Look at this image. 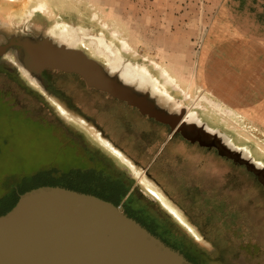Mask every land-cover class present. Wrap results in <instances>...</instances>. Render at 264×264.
Instances as JSON below:
<instances>
[{"label":"rangeland","instance_id":"obj_1","mask_svg":"<svg viewBox=\"0 0 264 264\" xmlns=\"http://www.w3.org/2000/svg\"><path fill=\"white\" fill-rule=\"evenodd\" d=\"M46 1L49 10L40 12L33 10L38 0H0V50L11 40H39L46 36L55 40L50 33L52 30L55 35L74 30L78 35L75 44L88 55H95L94 45L86 36H102L123 57L124 61H112V67L118 69L115 72L126 73L127 79L132 80L129 84L136 85L137 91L147 95L158 111L173 118L172 120L183 115L185 123L191 127L185 123L180 124L189 137L198 132L196 127L199 125H203L204 130L207 129L205 132L209 136L201 133L206 142L214 140L213 134H219V141L225 145L217 142L220 151L232 155L236 148L230 137L210 125L220 126L233 136V142L240 147L242 156L237 157L238 160L242 163L251 161V164L248 163L249 168L261 173L260 178L264 182V134L260 130L249 128L244 122L234 121L229 114H219L213 106L201 99L206 94L199 88H195L194 92L186 91L187 96L179 89L171 90L172 86L164 83L155 66L156 62L166 66L170 61L179 59V56H186L188 52L192 54V60L210 19L201 15L199 9H209L211 0ZM122 38L130 42V50L123 49ZM13 48L20 46L14 44ZM5 56L12 57L13 62L18 65L22 64L11 52ZM97 57L101 62H107L105 58ZM126 62L141 65L153 77L157 76L160 90L155 89L152 82L139 79ZM18 72L25 77L24 68L18 69ZM2 78L5 76H0V83L4 84ZM169 94L175 97L172 98ZM81 121L85 122L83 119ZM76 125L73 129H68L70 133L65 130V134L56 132L44 116L35 114L26 105L18 104L11 93L0 90V207L3 206L2 196L15 190L20 183L23 185L40 178L58 177L78 167L96 165L106 169L113 177L123 176L122 179L130 190H134V197L125 195L121 199V205L133 201L135 205L146 206L154 215L165 220L172 231L194 248L200 264H260L253 255L257 251L264 258V231L260 232L258 223L264 217V211L260 213L255 209H264V195L260 197L261 200L255 198V191H258L255 180L250 183L253 189V207L248 212L244 206L236 207L242 210L240 213H236L234 207L228 208L231 199L216 194L212 191L213 188L206 187L200 180H196L198 185L192 199L183 198L182 192L179 193L180 202L186 205L184 209L173 204L167 198L164 188H159L152 178L138 169L136 162L134 164L130 161L141 171V175L121 157V153L126 157L122 151L110 142V146L104 145L97 135V129L79 123ZM31 174L34 176H29ZM147 180L179 210L193 230L150 191L146 185ZM237 186H240L239 183ZM221 209L225 212L229 209L235 215L224 217L220 214ZM200 220L203 223L201 228L195 223ZM240 242H252V245L244 248L239 246ZM260 261L264 264V259Z\"/></svg>","mask_w":264,"mask_h":264},{"label":"flooded vegetation","instance_id":"obj_2","mask_svg":"<svg viewBox=\"0 0 264 264\" xmlns=\"http://www.w3.org/2000/svg\"><path fill=\"white\" fill-rule=\"evenodd\" d=\"M13 46L9 45L0 50V76H5L2 78L4 84L0 83V90L11 93L18 104L26 105L35 114L44 116L56 132L70 133L68 129H73L78 123L97 129L102 138L122 151L130 161L136 162V167L152 178L159 188H164L167 198L173 204L186 209V205L179 200V193L182 192L183 198L192 199L198 185L196 180L202 181L206 187L210 186L213 192L223 198L229 197L231 201L228 204L231 207L244 206L247 212L253 207V189L250 185L253 180L258 189L255 191V198L261 200L260 197H263L264 182L260 178L261 173L249 168L247 162H240L236 156L222 153L213 141L206 142L187 136L188 132L180 124L185 123L183 115L172 120L173 118L166 117L160 111L150 109L156 115L143 112L138 106L118 99L106 90L89 86L77 72L49 67L41 70L32 67L29 69L24 64L18 65L13 62L12 57H4L11 52L21 62L20 48L15 49ZM107 66L111 72L118 70L108 64ZM23 68L26 70L25 77L18 72V69ZM120 75L125 81H132L124 78L122 72ZM62 108L67 111L66 114ZM191 113L196 114L195 111ZM67 132L66 135L74 140ZM157 142H160V146L156 149ZM122 177L117 175L114 179L126 187L125 195L133 198L134 190H130ZM21 186L20 183L15 190ZM121 206L127 214L134 212L147 222L157 220L169 238L181 243L185 256L186 253L193 256L196 254L182 236L172 231L165 220L154 215L146 206H137L133 201ZM255 210L260 213L264 211L262 207ZM258 221L259 230L262 232L264 217ZM195 223L200 227L198 221ZM251 245L252 242L239 243L244 248ZM259 253L256 251L253 257L262 264L260 260L264 258ZM198 257L196 259L200 263Z\"/></svg>","mask_w":264,"mask_h":264},{"label":"water","instance_id":"obj_3","mask_svg":"<svg viewBox=\"0 0 264 264\" xmlns=\"http://www.w3.org/2000/svg\"><path fill=\"white\" fill-rule=\"evenodd\" d=\"M86 37L96 42L102 38ZM14 44L20 46L21 62L29 69L49 67L77 72L89 86L106 90L151 115L158 111L136 85L124 82L106 62L90 52L88 55L78 45L57 55L52 47L61 44L46 36L39 40H11L4 47ZM196 129L192 139L202 140L201 133L206 134ZM213 139L216 145L219 142L225 146L217 137ZM234 151L233 156H242L239 149ZM0 264L194 263L128 215L120 204L65 186L40 185L21 193L15 205L0 214Z\"/></svg>","mask_w":264,"mask_h":264},{"label":"crops","instance_id":"obj_4","mask_svg":"<svg viewBox=\"0 0 264 264\" xmlns=\"http://www.w3.org/2000/svg\"><path fill=\"white\" fill-rule=\"evenodd\" d=\"M211 1L209 9H199L201 15L210 19L192 60V54L188 52L165 66L180 88L162 78L165 84L172 86L171 90L179 89L184 95L186 91L194 92L199 88L209 96L210 99L204 94L201 99L210 106L220 107L224 115L229 114L234 121L244 122L249 128L264 134V0ZM137 75L142 81L155 80L158 83L155 75L151 76L154 78L151 81ZM124 78L127 79L126 76ZM219 123L226 128L221 121ZM210 126L226 133L234 147L240 150L231 134L220 126ZM159 146L160 142H157L156 149Z\"/></svg>","mask_w":264,"mask_h":264},{"label":"trees","instance_id":"obj_5","mask_svg":"<svg viewBox=\"0 0 264 264\" xmlns=\"http://www.w3.org/2000/svg\"><path fill=\"white\" fill-rule=\"evenodd\" d=\"M40 185H60L84 192L93 193L104 199L114 202L116 205L120 204L121 199L123 198V196H125L127 191L126 187L120 184L119 181L114 179L112 174L104 168L97 167L96 165L84 168L78 167L76 168V170H73L68 174L60 175L58 177L51 176L47 178H40L36 181L24 183L19 189L9 191V193H5L1 199L3 206L0 207V214H3L11 209L17 202L21 193ZM230 207L231 206L228 204V208ZM233 209L236 213H240V211H242L236 207H234ZM128 214L132 217L135 216L134 218L140 221L151 232L161 237L166 243L170 244L176 249H179L181 252H184L181 247V243L172 237L169 238L164 233L165 231L160 228V224L157 220H150L147 222L141 217H138L134 212ZM220 214L224 217L227 216L228 218L235 215H232V211H230L229 209L226 212L224 209H221ZM199 224H203L201 220L199 221ZM186 256L194 264H200L196 259V255L193 256L186 253Z\"/></svg>","mask_w":264,"mask_h":264},{"label":"bare ground","instance_id":"obj_6","mask_svg":"<svg viewBox=\"0 0 264 264\" xmlns=\"http://www.w3.org/2000/svg\"><path fill=\"white\" fill-rule=\"evenodd\" d=\"M34 11H40V12H45V11H48L49 10V6H48V3L46 0H38V2L35 4L34 8H33ZM52 36H54L55 40H57V42L59 41V43L61 44V47H52L53 49V52L55 54H62L64 52H67L68 50L74 48L75 46H71V45H75L76 41L78 40V35L76 33V31H72L71 33H60L59 35H55L54 32H50ZM121 42H122V47L124 50L128 51L131 49V45L129 44L130 42H128L125 38H122L121 39ZM91 44L94 45V51H95V54L98 55V56H101V57H105L106 61H107V64L109 66H111L112 64V61H124L123 60V57L121 56V54H118L114 51V49L112 48V46L107 43L103 37L102 38H98L97 39V42L95 40H91ZM66 45V46H64ZM51 46V44H50ZM126 65L129 66L136 74H140V75H143L145 78H147L148 80L151 81V79L153 80L154 78H152L150 72L147 70V69H142L140 68V66L138 65H134L132 64L131 62H126ZM155 66L157 68H159L160 70V73H161V77L164 78L165 82L166 83H171L175 86V88H180L179 86V83L178 81L176 80V78L174 76H172L169 72V70L159 64V63H155ZM124 76H128L126 73H122ZM120 75V74H119ZM120 78L129 84V82L125 81L121 75H120ZM153 83V86L155 89L157 90H160L159 88V85L155 82V80L151 81ZM213 108L216 109V111L219 113V114H224V110L221 109L220 107H217L215 105H213ZM194 114V113H192ZM193 117V116H192ZM203 125H199L198 127L201 128V130L207 135V129L204 130L202 128ZM196 127V128H198ZM204 127V126H203ZM97 135L100 137L102 143L104 145H107V146H110L109 142H107L104 138H102L98 133ZM215 137H219V134H213ZM98 137V138H99ZM219 140V138H218ZM121 157L135 170V172L137 174H140V171H138L136 169V167L133 165V163L130 162L129 159H127L125 156L122 155L121 153ZM146 185L148 186V188L150 189V191L155 194L161 201H162V204L168 208L171 213L175 214L181 221H183L184 223H186L190 229L193 230L192 226L190 224H188L186 222V219L184 218V216L179 212L178 209H176L160 192H158L149 182L148 180L146 181Z\"/></svg>","mask_w":264,"mask_h":264}]
</instances>
